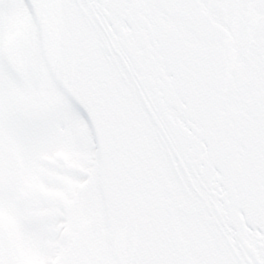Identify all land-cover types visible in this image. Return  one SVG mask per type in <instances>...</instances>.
I'll return each mask as SVG.
<instances>
[{"label": "snow or ice", "instance_id": "1", "mask_svg": "<svg viewBox=\"0 0 264 264\" xmlns=\"http://www.w3.org/2000/svg\"><path fill=\"white\" fill-rule=\"evenodd\" d=\"M0 264H264V0H0Z\"/></svg>", "mask_w": 264, "mask_h": 264}]
</instances>
